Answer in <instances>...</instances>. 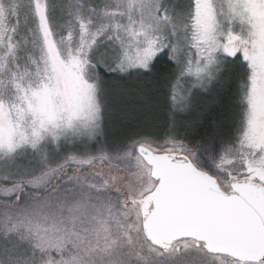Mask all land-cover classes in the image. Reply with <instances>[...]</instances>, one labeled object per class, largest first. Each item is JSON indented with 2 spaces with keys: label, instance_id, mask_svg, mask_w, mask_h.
<instances>
[{
  "label": "snow or ice",
  "instance_id": "obj_1",
  "mask_svg": "<svg viewBox=\"0 0 264 264\" xmlns=\"http://www.w3.org/2000/svg\"><path fill=\"white\" fill-rule=\"evenodd\" d=\"M0 264H264V0H0Z\"/></svg>",
  "mask_w": 264,
  "mask_h": 264
}]
</instances>
